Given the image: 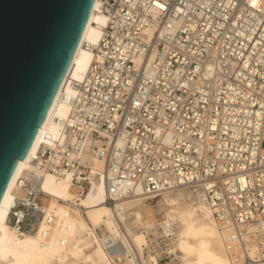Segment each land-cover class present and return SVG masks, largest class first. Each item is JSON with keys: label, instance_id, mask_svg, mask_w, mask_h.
I'll use <instances>...</instances> for the list:
<instances>
[{"label": "built area", "instance_id": "1", "mask_svg": "<svg viewBox=\"0 0 264 264\" xmlns=\"http://www.w3.org/2000/svg\"><path fill=\"white\" fill-rule=\"evenodd\" d=\"M98 11L89 65L16 181L9 226L41 239L72 229L46 174L68 178L73 206L99 185L108 204L182 188L225 230L233 264L263 261L264 0H99Z\"/></svg>", "mask_w": 264, "mask_h": 264}, {"label": "bare ground", "instance_id": "2", "mask_svg": "<svg viewBox=\"0 0 264 264\" xmlns=\"http://www.w3.org/2000/svg\"><path fill=\"white\" fill-rule=\"evenodd\" d=\"M98 4L99 0L93 1L87 22L71 57L69 66L40 126L38 127L36 135L26 155L17 160L0 199V246L3 248V255H6L9 251H13L12 241L17 243L22 237L28 236L30 239L35 237V235L32 234L18 235L8 224V212L10 206L18 195V192L15 190L16 181L25 169L32 168L33 163L31 162V157L38 149L41 142L49 141L50 138L55 136L59 131L58 121L65 117L68 110V105L61 99V95L63 93L71 94L72 88L69 82L73 79H81L84 75L90 62L91 53L84 48L83 43L87 41L91 44H95L105 22L104 16L98 11ZM42 188L51 195V200L52 198L54 199L52 202L50 200V207L54 210L56 208L55 212H60L59 216L64 221L72 223V229L69 232H64L63 228L59 227L54 232V235L47 237V239L54 240V244H57L60 247L58 255L60 263L113 264L112 253L107 246L114 245L117 246L118 250H121L122 248L127 264H145L141 260L139 254L136 253L133 244L127 239V234L123 235L124 239L121 242H116L112 237H106L100 239L99 242L94 245L89 243L90 240L88 236H74L82 226L76 224L79 216H76L73 212L72 214L68 213L57 201L58 198L65 200L64 203L68 209V204L71 205L73 203V188L71 187L68 178H56L52 174H46L42 181ZM106 197L107 194L105 189L102 185H99L96 191L81 196L79 200L75 202V207L83 214L86 212L91 221L98 224L104 217L110 219L115 214V209L109 207L111 204L106 202ZM140 197L142 196L121 198L116 201L126 200L128 198H133L135 200ZM188 197L189 199H187ZM162 205L165 206L164 217H173L179 221L180 224L187 228L186 235L193 239L192 243L188 245V248L184 249V254L182 256L184 260L193 264H233L228 257L224 246L223 237L225 230L221 229L217 224L211 211L202 202L197 201L187 189L180 188L175 192H169L163 197ZM79 206H82L84 212ZM7 232L10 235H7ZM60 234L68 240L67 245H62L59 241L57 236ZM90 234L91 236L93 235L95 238H98L96 235V229L93 232H90ZM88 245H91L90 248L92 249L91 251L86 252L85 248ZM257 264H264V260Z\"/></svg>", "mask_w": 264, "mask_h": 264}, {"label": "water", "instance_id": "3", "mask_svg": "<svg viewBox=\"0 0 264 264\" xmlns=\"http://www.w3.org/2000/svg\"><path fill=\"white\" fill-rule=\"evenodd\" d=\"M94 0H0V199L69 66Z\"/></svg>", "mask_w": 264, "mask_h": 264}, {"label": "rangeland", "instance_id": "4", "mask_svg": "<svg viewBox=\"0 0 264 264\" xmlns=\"http://www.w3.org/2000/svg\"><path fill=\"white\" fill-rule=\"evenodd\" d=\"M172 191L156 196H142L135 200L128 198L116 201L113 205H108L115 209L113 217L110 219L104 217L98 224L91 221L82 206L79 207L85 214L70 204H68L69 210L62 198H58L57 201L68 213L73 212L79 216L76 224L82 226L74 236H88L91 245L106 237L121 242L124 239L123 235L127 234V239L133 244L136 253L145 264H193L182 258L184 249L193 241L186 235L187 228L173 217H164L163 197ZM53 200L52 198L51 202ZM57 215H60V212H57ZM95 229L99 238L94 237V240L90 232ZM7 235L10 234L7 232ZM20 239L17 243L12 241L13 251H9L6 255H3V248L0 246V264H64L59 262L60 247L54 244V240L41 239L36 235L33 239L28 236ZM91 245L85 248L86 252L91 251Z\"/></svg>", "mask_w": 264, "mask_h": 264}]
</instances>
